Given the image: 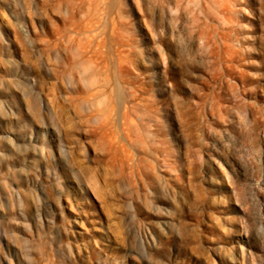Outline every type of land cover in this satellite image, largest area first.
<instances>
[{
  "label": "rangeland",
  "instance_id": "obj_1",
  "mask_svg": "<svg viewBox=\"0 0 264 264\" xmlns=\"http://www.w3.org/2000/svg\"><path fill=\"white\" fill-rule=\"evenodd\" d=\"M64 1L0 0V264H264V0L233 4L232 66L205 58L183 0H104L90 105L120 123L133 101L136 149L92 132L68 85Z\"/></svg>",
  "mask_w": 264,
  "mask_h": 264
},
{
  "label": "bare ground",
  "instance_id": "obj_2",
  "mask_svg": "<svg viewBox=\"0 0 264 264\" xmlns=\"http://www.w3.org/2000/svg\"><path fill=\"white\" fill-rule=\"evenodd\" d=\"M65 1L68 3L69 8L64 17V27L59 30V36L68 45V48H64L65 57L62 58L57 53L60 43H55L54 48H56V58L66 61L69 57L73 61L72 67L67 71L68 85L85 93V102L88 103L86 116L90 122L94 123L92 132L99 134L111 145L119 143L124 138L132 148L136 149L142 140L136 135L138 125L134 123L132 118L133 109L135 108L133 101H128L127 110L122 112L120 123L117 121V114L113 108L101 104L95 105L93 108L90 105L93 101L104 96L109 86L108 77L104 78L101 74L109 70V61L113 59V55L111 56V53L106 49L108 46L105 44V35L97 32L98 28L94 25L97 19H101L104 17L103 15H106V2L104 0ZM235 1L183 0V14L187 10L188 14H191V28L189 30L191 38L201 41L199 45L205 58L229 66H232L236 60V52L231 45L232 36L237 37V28L233 16L236 12L233 9ZM117 29L118 27L114 24L110 39L116 38ZM118 50L115 49L113 54H115L117 85L121 89L126 88L125 86L130 82L125 75L126 62L122 59ZM81 83L85 90L81 89ZM148 134V140L152 142L153 132L149 130ZM146 145L143 149L147 153H151L152 145L150 143ZM61 153L64 158L67 157L64 148H61ZM43 157L48 160L54 159V156L47 150ZM52 179L56 181V178ZM54 186L56 188L61 187V184L56 181ZM39 192L41 193H35L38 195H36L37 198L41 194L44 196L43 188H40ZM19 198L18 200H20Z\"/></svg>",
  "mask_w": 264,
  "mask_h": 264
}]
</instances>
